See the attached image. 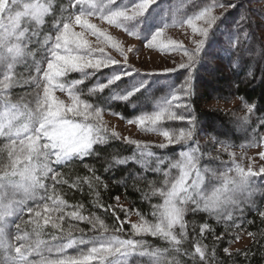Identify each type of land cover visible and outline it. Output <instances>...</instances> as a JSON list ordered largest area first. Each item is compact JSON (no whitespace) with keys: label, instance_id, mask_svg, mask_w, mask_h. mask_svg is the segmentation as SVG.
<instances>
[{"label":"snow or ice","instance_id":"obj_1","mask_svg":"<svg viewBox=\"0 0 264 264\" xmlns=\"http://www.w3.org/2000/svg\"><path fill=\"white\" fill-rule=\"evenodd\" d=\"M154 2L155 0H137L131 6L113 10L112 6L117 4V0H67V5L62 4L59 8L60 19L56 21L55 15L53 16L54 31L41 43L38 39L39 32L32 30L30 23L25 26L26 22L43 24L44 17L49 13H56L57 9L51 4L36 2L24 4L21 10L19 0H0V105L3 107L0 112V137L6 141L3 149H0L5 157L0 162V264H167V261L161 262L160 258L164 253H168L169 247L175 253L183 252L189 256L188 264H211L214 257H209L206 245L196 244L194 252L182 247L188 239L186 213L203 211L219 219L227 217L231 220L234 211L243 213L240 205L245 201L241 200L237 193L250 194L253 190V178L259 176L264 179V167L253 171L249 166L245 170L236 163V153L229 151L232 145L218 140L221 149L228 152L232 158L236 175L229 177L225 172L221 187L214 188L211 196L201 195L204 176L210 172L214 174V170L205 168L202 174L198 167L202 150L194 138L197 120L192 105V69L201 60V53L214 26L229 9L236 7L237 3L216 0L212 4H200L199 0H193L192 14L180 21L181 26L186 24L191 28L194 38L190 47H185L182 42L176 40H168L165 43L161 37L168 25L157 31L144 45L148 48L160 46L168 52H180L187 58L179 63L180 68L189 70L187 78L168 97L157 102V110L128 120V123L137 124L145 131L158 132L164 138L163 142L156 145L160 149L173 144L189 146L187 151L180 152V159L172 164L173 168L179 169V176L169 179V173L165 171L164 186L151 187L153 195L159 193L163 197L162 204L152 206V215L156 217V221L149 222L141 216L140 222L131 225L132 235L161 238L167 247L153 249L145 240L115 235V232L123 231V222L121 226L113 227L110 233L109 226L98 217L84 216L77 210L83 208V205L73 206L74 210L66 215L90 224L96 232L93 236L85 235L83 228H69L66 239L60 238L57 243L46 242L40 239L42 231L39 221L35 222L32 233L21 231V224L16 221L23 222L25 201L35 200L37 195L45 202L42 205L37 203L35 209L29 207L28 211L36 217H41L42 208L45 224L51 222L53 228H61L59 222L64 219V207L67 202L58 193L56 185L62 182V174L53 165L70 166L76 160L83 162L86 157L99 156L95 145L105 144L110 138L120 139L114 131L109 137V130L102 119L103 110L82 98L84 93L78 86L84 81L67 82L64 78L72 72H95L116 64L129 69L114 76L106 84H98L88 89V94L95 96L123 76L144 72L143 68L136 67L128 60L126 52H133L134 49H124L119 41L90 22L91 18H98L126 32L125 23L141 17ZM216 8L223 10L220 15L214 14ZM245 20L246 17L240 15L233 29L235 39L233 36L228 42L229 49L238 48L242 42L241 37L244 44L250 39ZM76 27L81 31H76ZM86 34L96 38L95 47L86 38ZM127 34L138 41L135 32ZM33 37L37 39L33 40ZM34 43L41 46L42 59H35L36 53L30 47ZM109 46L120 52L123 62L105 53V47ZM248 52L252 53L255 62H262L261 73L264 74V42L258 50L249 48ZM97 53L99 55H96ZM29 56L34 57L31 62L28 60ZM17 65H23L27 75L17 72ZM169 70L174 69L164 71ZM18 87H24L26 90L17 98L14 90ZM57 91L67 92L70 103L60 99L56 95ZM134 94L135 92H129L117 99L127 101ZM230 99L213 96L209 101L226 103ZM245 108L249 114L257 111L255 105L245 103ZM115 114L120 116L119 113ZM249 119L250 116H245L237 121L242 130L249 129L244 123ZM166 120L186 121L187 130L181 128L173 131L158 127ZM258 123L259 127H251L250 132L255 146L264 148V118H260ZM123 142L134 144L138 154L123 159L117 158L109 165L110 168L116 164H126L132 159L139 163L146 155H154L147 144L128 138H124ZM259 156L264 160V151H261ZM215 158L219 159V155ZM84 167L91 170L88 164H84ZM193 173L195 179H192ZM100 179L99 176L96 177L97 181ZM129 179L135 177L130 174ZM47 180L53 182L51 187L45 183ZM144 196L147 198V193H144ZM116 199L119 201V197ZM47 201H51V204ZM189 201L194 207L187 206ZM111 207L109 205L105 211ZM125 212L127 215V210ZM54 213L60 215L53 218ZM113 214L115 215V212ZM260 215L264 217V211H260ZM13 228L17 230L15 233L12 232ZM206 228L208 225L200 228L201 235ZM73 230L79 231L81 235L73 236ZM52 239L58 238L53 235ZM73 248L75 253H69L68 249ZM224 252L228 253V249L225 248ZM145 257L154 259H143Z\"/></svg>","mask_w":264,"mask_h":264},{"label":"trees","instance_id":"obj_2","mask_svg":"<svg viewBox=\"0 0 264 264\" xmlns=\"http://www.w3.org/2000/svg\"><path fill=\"white\" fill-rule=\"evenodd\" d=\"M38 1L51 4L57 9L56 13H49L41 25L29 22L32 30L39 32L38 39L42 43L44 38L54 31L55 21L53 16L55 15L56 21L60 19L59 8L62 4L66 6L67 0ZM206 2L212 4L216 0H199L200 4ZM222 2L237 3V5L229 9L217 22V25L214 26L201 53V60L192 69L194 89L192 105L197 120L194 138L198 141L202 150L198 167L201 169L202 174L205 168L214 170V174L210 172L204 176V181L201 185V195L207 196H211L214 188L221 187V179L225 172H227L229 177L236 175L232 158L228 152L221 149L217 141L221 140L231 144L232 147L229 149L231 152L247 153L255 147L250 128L259 127V119L264 118V74L261 73L262 62L260 60L255 62L252 53L248 52L249 48L258 50L261 43L264 42V0H233L228 2L227 0H222ZM192 3L193 0H188L185 3L184 9L188 15L192 14ZM156 4H158L157 1L151 4L154 5L153 7L150 5V11L156 8L163 9L165 6L166 11L163 12L165 14L170 9L171 2L163 1L158 5ZM240 15L246 17L244 23L247 26L250 39L244 44L243 37H241L242 42L239 47L229 49L228 42L234 36L235 30L233 29ZM25 26H29V24ZM35 39L37 37H33V40ZM30 47L36 53L35 59L43 58V50L40 45L34 43ZM33 59V56L28 57L29 62ZM117 68L118 66L114 65L95 72L92 70H88L85 73L74 72L69 74L65 80L67 82L83 80L84 82L78 86L80 91L84 93L82 98L87 99L94 106H99L104 113L111 115L119 113V117L123 116L124 118L121 119L125 121L157 110V102L168 97L184 82L189 74V70L185 68L166 74H148L146 85L136 88L139 91L134 89L133 92L135 94L127 101L117 99V97L122 96L120 93L126 87L122 79L106 87L98 95L92 96L88 94V89L98 84H106L113 79L117 75ZM16 71L27 75L23 65H17ZM212 74L215 75L217 84L228 88V90H225L224 87L218 88L213 96L231 98L226 103H234L225 112L217 109L210 110L206 107L208 101L213 97L207 91L209 81L207 76H212ZM136 77L137 74H133V80ZM25 90L24 87L16 88L14 90L16 97L18 98L22 95ZM143 100L146 101L144 106L139 105ZM245 103L255 105L257 111L254 110L253 113L249 114L245 108ZM245 116H250V119L244 122L245 127H249L248 130H242L237 123L241 117ZM213 124L217 125V129L213 127ZM158 127L178 131L181 128L187 130L188 126L186 121L166 120ZM152 132L159 134L156 131ZM226 132L229 136L225 134ZM108 135L111 137V133H108ZM123 141L122 139L110 138L107 143L94 146L95 150L99 152V156L86 157L83 162L76 160L70 166L53 165L62 174V182L57 184L56 187L60 197L67 202V206L64 207V219L60 221L61 228H53L51 222L45 224L42 218L44 215L42 208L40 209L41 217H36L28 211L29 207L35 209L37 203L42 205L45 202L41 201L39 195H37L35 200L25 201V211L22 216L23 222L16 221L21 224V231L32 233L35 222L39 221L42 231L40 239L46 242L57 243L60 238L66 239L69 228H83L85 229V235L93 236L96 232L90 224L66 215V213L74 210L73 206L83 205V208H78L77 210L84 216L94 215L98 217L109 226L110 233L113 227H119L123 222V231L115 232V235L122 238L145 240L153 249L167 247L166 242L161 238L152 237L151 235H132L129 219L133 216L141 219L142 216L143 219L149 222L156 221V217L152 215L154 211L152 206L154 204H162L163 197L159 193L153 195L151 187L164 186L165 178L163 173L165 171L169 173V179L179 176V169L173 168L172 164L180 159V152L187 151L189 146L187 144L183 146L181 144H173L167 148L160 149L156 147L158 144H147L154 155H146L139 163L132 159L126 164H116L115 167L110 168L109 165L113 164L115 159H123L124 157L138 154L134 144L129 145ZM5 143V138L0 137V149H3ZM217 155H219V159L215 158ZM4 159L3 152H0V162ZM161 160L163 163H161ZM236 163L240 164L239 161H236ZM84 164H88L91 170L84 167ZM130 174L135 179H129ZM97 176L101 178L100 181L96 180ZM193 178H195V173L192 174ZM45 183L51 187L53 182L47 180ZM144 193H147V198ZM237 196L245 201V203L240 205L243 208V213L241 214L239 210L234 211L231 220L227 219V217L219 219L217 216L203 211L187 212L185 221L187 223L188 239L184 241L182 247L194 252L196 244L206 245L209 257H214L211 260V264H264V217L260 215V211H264V179L259 176L254 177L251 193H237ZM117 197H119V201H117ZM47 202L51 204V201ZM101 205L104 207H101ZM109 205L112 207L105 211V208ZM187 206L194 207L190 201ZM125 210H127V215ZM113 212H115V215ZM52 215L55 218L60 213ZM203 225H208V228L201 235L200 228ZM16 231L15 228L12 229L13 233ZM53 235L57 236L58 239L53 240ZM72 235L79 237L81 233L73 230ZM217 237L221 239L217 240ZM245 238L249 239V244L242 248L233 249L235 242ZM225 248L228 249V253L224 252ZM75 251L74 248L68 249L69 253H75ZM143 259L154 258L145 257ZM160 259L161 262L167 261V264H173V262H176V264H188L190 261L189 256L184 255L183 252L175 253L170 247L168 253H164Z\"/></svg>","mask_w":264,"mask_h":264},{"label":"rangeland","instance_id":"obj_3","mask_svg":"<svg viewBox=\"0 0 264 264\" xmlns=\"http://www.w3.org/2000/svg\"><path fill=\"white\" fill-rule=\"evenodd\" d=\"M155 1H157L158 4L163 1H166L167 3L171 2L170 9L167 11V13L163 14V12L166 11L165 6L163 9L156 8L155 10L150 11L151 6L152 7L154 6L151 5L141 17H138L130 22L125 23L124 28L126 29V32L124 29L116 28L115 26H110L106 22H103L98 18H91L90 20V22L95 23L99 28L105 30L110 36L113 37L114 40L119 41L124 49H127L129 47L133 48L134 49L133 52H126L129 62L135 65L136 67H140L144 69V72L134 73L137 74V77L134 80H133V74L123 76L122 80L124 81V85H126V87L123 89L122 93H120L122 96L127 95L129 92H133V90L136 88L144 87V85H146V83L148 82L147 73L166 74L173 71L175 72L180 69L179 67L180 61L182 59L183 60L187 59L186 57H183L180 52H168L167 49H163L160 46L153 48H148L144 46L146 43H148L151 40V37L157 31L163 30L166 25L168 26L165 28L161 37V39L164 40L165 43L168 40H176L182 42L185 47H190L191 40L194 38L191 28H189L186 24L183 26H181L180 24L181 20L186 19L189 16L187 13H185V9H184L185 3L188 0H155ZM228 1H233V0H227V2ZM36 2L48 5L45 2L38 0H19L21 10H23L24 4L36 3ZM136 2L137 0H117V4L113 5L112 9L114 10L119 7H128L135 4ZM222 11H223L222 9L217 8L214 10V14L220 15ZM46 16L44 17V20ZM26 24H29V22H26ZM37 25H41V24H37ZM75 30L81 31L79 27H76ZM127 32H135L137 34L138 41L136 40L135 37L128 35ZM86 38L93 44L94 47L96 46L95 37L86 34ZM105 53L107 55H110L114 59L123 62V57L120 55V52H118L116 49L111 48L110 46L105 47ZM96 55L99 54L97 53ZM116 65L118 66L117 75H121L122 73L129 71V69H126L121 64H116ZM165 69H174V70L164 71ZM207 78H209L207 91L210 93V95L212 94L211 96H213V94L216 93V90L218 88L224 87L225 90H228L227 86L225 87L224 85L217 84L215 80V75L213 74L212 76L208 75ZM56 95L60 99H63L65 103H70L67 92L61 93L57 91ZM145 102L146 101L143 100L141 101V103H139V105L144 106ZM233 104L234 103L211 101L208 102L206 107L209 109H217L225 112L229 108H231ZM2 111H3V107L2 105H0V112ZM102 119L104 121V124L107 126L109 130L108 133H112L114 131L122 140H124V138H128L133 141H139L142 144H159L163 142L164 138L160 134H154L152 130L145 131L142 129L141 126L134 123H128V120L124 121L117 115H111L103 112ZM213 127L217 129L216 124H213ZM225 134L228 135L227 132ZM261 151H264V148L255 146L253 149H251V151L247 153H236V161H239L241 167H243L245 170H247V168L251 166L253 171H258L260 167H264V160H261L259 156V153ZM129 220H130V225L140 222V219L137 218L136 216L131 217ZM247 244H249V239L245 238L239 240L234 243L233 249L242 248Z\"/></svg>","mask_w":264,"mask_h":264}]
</instances>
